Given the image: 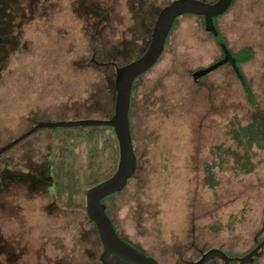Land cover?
I'll return each instance as SVG.
<instances>
[{
  "label": "rangeland",
  "instance_id": "1",
  "mask_svg": "<svg viewBox=\"0 0 264 264\" xmlns=\"http://www.w3.org/2000/svg\"><path fill=\"white\" fill-rule=\"evenodd\" d=\"M172 1L49 0L47 20L17 30L14 54L0 63V147L39 123L109 120L115 70L143 54ZM202 23L177 18L156 63L134 81L136 172L103 204L118 235L157 264H193L210 250L241 257L264 238V149L251 148L250 173L234 164L245 154L234 133L264 115V0H233L213 19L230 55L244 59L237 66L250 101L229 64L193 80L223 58ZM6 157L0 264H100L84 199L116 169L112 129L42 128ZM247 264H264V247Z\"/></svg>",
  "mask_w": 264,
  "mask_h": 264
},
{
  "label": "water",
  "instance_id": "2",
  "mask_svg": "<svg viewBox=\"0 0 264 264\" xmlns=\"http://www.w3.org/2000/svg\"><path fill=\"white\" fill-rule=\"evenodd\" d=\"M233 0H216L208 4L197 0H175L164 7L158 14L149 44L144 53L133 62L115 70L114 78V107L113 115L107 121L101 120H79L62 121L55 123H39L29 129L26 133L15 139L13 142L0 150L4 153L15 146L35 131L46 128H84V127H108L112 129L117 143L118 161L114 173L107 179L93 185L85 191V214L93 223L97 237L102 247L99 256L100 264H157L153 259L145 256L129 244L125 243L115 232L114 227L104 211L102 200L106 197L118 193L124 189L128 180L134 175L136 170V158L131 142L128 113L130 105V95L133 83L137 77L147 72L157 61L162 53L166 38L175 22L183 15L198 16L203 19V28L210 33L219 45L223 58L216 63L205 68L199 74L200 78L216 68L229 64L241 83L248 92L246 81L240 74L236 64L237 59L233 58L223 41L218 36V32L213 26V18L226 12ZM264 247V239L253 249L241 257L231 258L218 250H210L193 264H207L213 258L224 261L226 264L236 262L237 264H247L259 255ZM114 257L117 261H113Z\"/></svg>",
  "mask_w": 264,
  "mask_h": 264
},
{
  "label": "flooded vegetation",
  "instance_id": "3",
  "mask_svg": "<svg viewBox=\"0 0 264 264\" xmlns=\"http://www.w3.org/2000/svg\"><path fill=\"white\" fill-rule=\"evenodd\" d=\"M24 1L25 3H23ZM48 1L49 0H0V63L7 62L6 60L8 59L7 56L8 54H14V50H15L14 35L17 30L23 32L24 30H26L25 27L28 28H32V26L38 27L39 23L47 20ZM16 14L20 15L21 21L19 23L16 22V17H15ZM14 140L9 141L3 146H1L0 150L5 146H7L8 144H10L11 142H13ZM22 141L19 143H22ZM15 146L11 147L4 153L0 154V169H2L3 172H6V170H8L11 165V161L6 156L12 151V149ZM28 171H30V174H32L31 170ZM28 171L26 172L28 173ZM0 172L2 171L0 170ZM24 175L27 174L25 173ZM4 177L5 178L9 177V179H11L12 174L10 173V175H6V176L4 175ZM13 178L16 179V177ZM263 239L258 241L256 245L259 242H261ZM231 263L237 264L236 262H231Z\"/></svg>",
  "mask_w": 264,
  "mask_h": 264
},
{
  "label": "trees",
  "instance_id": "4",
  "mask_svg": "<svg viewBox=\"0 0 264 264\" xmlns=\"http://www.w3.org/2000/svg\"><path fill=\"white\" fill-rule=\"evenodd\" d=\"M92 10V9H91ZM94 11H98L99 9H93ZM201 18V17H200ZM216 18V17H215ZM202 19V18H201ZM214 19V18H213ZM203 21V19H202ZM213 22V20H212ZM203 25V23H202ZM214 28L216 29L215 25L213 24ZM217 31V29H216ZM218 32V31H217ZM218 36L220 37L219 33ZM215 39V38H214ZM216 41V39H215ZM220 48V47H219ZM144 53V52H143ZM140 57V56H139ZM236 64H238L239 62H242L244 59H238L236 58ZM227 64V63H226ZM204 69H202L201 71H203ZM149 71V70H148ZM147 71V72H148ZM198 71V72H201ZM240 71V70H239ZM146 73V72H145ZM196 74V73H195ZM198 74V73H197ZM240 74L242 75V73L240 72ZM143 75V74H142ZM194 74H192V78L194 81H198L199 78H196L195 76H193ZM141 76V75H140ZM139 76V77H140ZM243 77V76H242ZM138 78V77H137ZM136 78V79H137ZM135 79V80H136ZM244 79V78H243ZM133 87V86H132ZM244 91H246L244 89ZM246 95L248 97V100L250 101V91L248 90V92L246 91ZM253 105V104H252ZM130 108V107H129ZM84 128H90V127H84ZM69 129H74V128H69ZM76 129V128H75ZM234 139L238 140V144L241 145L244 149H245V154L243 157L240 156H234V164H239V166L235 169V172H239L241 174H248L251 172V165H249V152L251 150L252 147L256 148V149H264V115H257L255 116L247 125L240 127L236 130V132L234 133ZM240 160L243 161V163H239ZM136 172V170H135ZM206 172H208V175L204 178V184L208 187V188H213L215 186V182L213 180V174L209 173V168L206 169ZM135 174V173H134ZM133 177V176H132ZM131 177V178H132ZM130 178V179H131ZM129 181V180H128ZM128 184V183H127ZM126 184V186H127ZM125 186V187H126ZM124 187V188H125ZM122 191V190H121ZM120 191V192H121ZM118 192V193H120ZM117 193H114L108 197H106L105 199L102 200V205L108 200V198H110L111 196L115 195ZM105 213L108 216V212L107 210L104 208ZM87 217V216H86ZM109 218V217H108ZM88 219V218H87ZM92 223V222H91ZM93 224V223H92ZM113 225V224H112ZM114 227V226H113ZM95 228V227H94ZM115 232L117 233L116 229L114 228ZM96 232V230H95ZM118 235V233H117ZM97 236V234H96ZM119 236V235H118ZM120 237V236H119ZM98 238V237H97ZM121 238V237H120ZM122 239V238H121ZM99 240V239H98ZM125 243L129 244L128 242H126L124 239H122ZM100 242V241H99ZM130 245V244H129ZM132 246V245H130ZM133 247V246H132ZM135 248V247H133ZM136 250H138L137 248H135ZM139 252H141L140 250H138ZM142 253V252H141ZM143 254V253H142ZM101 255V254H100ZM99 255V256H100ZM228 257V256H227ZM236 258V257H233ZM111 259H115V261H117L116 258L112 257ZM99 260V257H98ZM114 261V260H113ZM100 263V261H99Z\"/></svg>",
  "mask_w": 264,
  "mask_h": 264
}]
</instances>
